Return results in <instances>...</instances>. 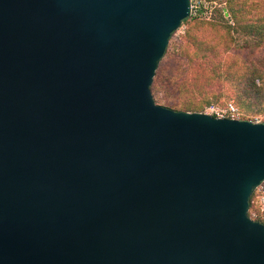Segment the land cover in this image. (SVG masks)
<instances>
[{
  "label": "water",
  "instance_id": "1",
  "mask_svg": "<svg viewBox=\"0 0 264 264\" xmlns=\"http://www.w3.org/2000/svg\"><path fill=\"white\" fill-rule=\"evenodd\" d=\"M190 15L191 0H0V264H264L248 214L264 122L151 93Z\"/></svg>",
  "mask_w": 264,
  "mask_h": 264
},
{
  "label": "rangeland",
  "instance_id": "2",
  "mask_svg": "<svg viewBox=\"0 0 264 264\" xmlns=\"http://www.w3.org/2000/svg\"><path fill=\"white\" fill-rule=\"evenodd\" d=\"M226 1L191 0L196 13L171 35L159 63L184 64L185 84L179 92L168 90L156 69L151 93L155 103L176 111L217 117L215 109L231 104L235 119L264 122V0H229L232 17ZM185 103L196 108L182 109ZM250 210L259 211L254 204ZM260 220L264 224V215Z\"/></svg>",
  "mask_w": 264,
  "mask_h": 264
},
{
  "label": "trees",
  "instance_id": "3",
  "mask_svg": "<svg viewBox=\"0 0 264 264\" xmlns=\"http://www.w3.org/2000/svg\"><path fill=\"white\" fill-rule=\"evenodd\" d=\"M226 8H227V12H228L229 16L232 17V5H231L229 0L226 1ZM186 21H187V18L184 19L182 21V23H184ZM164 55H165V53H164ZM162 58H161L159 63L162 62V60H163ZM157 69L159 70V74H160V78L159 77L158 78L162 80V83H165V86L168 88V90H170L172 92H177V91L179 92L181 90V87L185 84V81L187 79V75H186L187 70H186V67L184 64L179 63V64L174 65L173 67H170V68H167L166 66L161 67V64H160V65H158ZM254 74H255V71H251L249 73V76H254ZM251 84H252V86L255 87V84L253 82V78L251 79ZM150 89H151V86H150ZM195 108L196 107L191 105L190 103H185L183 105L182 109L194 110ZM251 199H252V197H251ZM254 220L260 221L262 223V221L260 220L259 217L254 219Z\"/></svg>",
  "mask_w": 264,
  "mask_h": 264
},
{
  "label": "built area",
  "instance_id": "4",
  "mask_svg": "<svg viewBox=\"0 0 264 264\" xmlns=\"http://www.w3.org/2000/svg\"><path fill=\"white\" fill-rule=\"evenodd\" d=\"M197 5L191 2V13H196ZM234 107L229 104L226 109H215L217 117H231L234 118ZM252 197V199H251ZM250 197L249 209L251 204H254L259 211L252 212L248 210V214L252 219L263 217L264 215V180L254 189Z\"/></svg>",
  "mask_w": 264,
  "mask_h": 264
}]
</instances>
